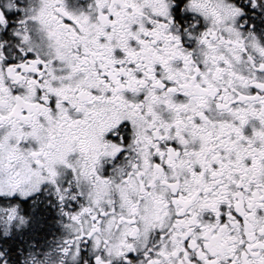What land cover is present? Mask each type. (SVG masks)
Masks as SVG:
<instances>
[{
    "label": "snow or ice",
    "instance_id": "obj_1",
    "mask_svg": "<svg viewBox=\"0 0 264 264\" xmlns=\"http://www.w3.org/2000/svg\"><path fill=\"white\" fill-rule=\"evenodd\" d=\"M0 264H264V0H0Z\"/></svg>",
    "mask_w": 264,
    "mask_h": 264
}]
</instances>
